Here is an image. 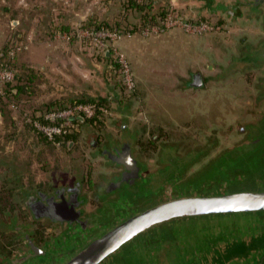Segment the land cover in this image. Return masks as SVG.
<instances>
[{
  "label": "rangeland",
  "instance_id": "obj_1",
  "mask_svg": "<svg viewBox=\"0 0 264 264\" xmlns=\"http://www.w3.org/2000/svg\"><path fill=\"white\" fill-rule=\"evenodd\" d=\"M18 1L0 0V53L20 46L14 56L8 52V58L14 60L16 71L21 75L29 74V68L35 79L30 93L19 95L15 101L0 98V196L6 206V211L0 213V264L18 258L29 249L27 240L15 228H10L11 224L33 231L41 243L64 234L49 220L33 218L25 206L29 195L53 193L57 188L82 181V192L91 201L88 209H84L85 214L90 213V218L98 222L110 211L105 201L97 209L100 203L96 204L99 199L94 192L108 172L104 164L106 158L101 157L100 149L106 138L121 135L118 126L123 116L120 112H130L125 123L137 138L135 152L152 171L158 164H167L164 157L159 160L162 146H173L169 153L174 157L190 159L183 175L177 179L182 182L165 185L169 187L155 198L150 191L151 196L145 198L147 206L138 213L179 196L264 190V147L227 173L218 163L226 152L248 140L249 126L264 118V99L261 98L264 65L228 69L233 61L248 52L249 47L264 41L263 17L260 11L254 13L247 4L252 0H184L186 2L180 5L177 0H171L186 20L205 21L217 29L202 34L184 31L180 35L184 42L181 45L170 43L167 50L165 45L162 48V42L145 44V51L159 55L156 61L140 63L135 52L121 48L119 43L127 36L123 34L114 45L131 67L136 81L134 91L125 88L120 70L114 76L111 65L118 58L113 46L108 50L111 43L102 50L87 40L67 41L51 34L47 41L51 45L36 44L33 30L24 32L20 28L19 21L23 22L25 17L18 10ZM29 18L33 15H27ZM129 20H133L132 16ZM57 21L58 18L52 22ZM162 53L165 54L161 57ZM106 54H112L111 60ZM195 73L203 76L200 87L192 85ZM3 82L0 80V90L7 88ZM195 83H198L197 77ZM89 98L106 100L103 107L107 112L95 109L94 115L83 123L78 122L70 134L51 140L32 124L37 117L66 107L75 100ZM27 123L48 140L26 127ZM92 141L102 143L101 148L97 149ZM194 151L201 153L194 156ZM137 210L131 206L111 220L110 216L103 217L104 222L110 221L98 233L90 232L77 238L63 262ZM198 221L185 220L157 229L128 244L104 264H181L187 260H183L181 245L189 244L188 239L196 238L199 232H214L215 235L218 230L222 231L219 233L227 232L224 227L205 228L208 223ZM229 230L236 229L232 226ZM156 251L160 257L159 254L150 255Z\"/></svg>",
  "mask_w": 264,
  "mask_h": 264
},
{
  "label": "water",
  "instance_id": "obj_2",
  "mask_svg": "<svg viewBox=\"0 0 264 264\" xmlns=\"http://www.w3.org/2000/svg\"><path fill=\"white\" fill-rule=\"evenodd\" d=\"M261 3L264 5V0H261ZM249 65H264V41L257 46L249 47L248 52L233 61L228 69L234 71ZM192 85L195 87L203 85L200 73L194 74ZM249 130L250 134L246 142L229 150L221 157L218 162L221 170H224L225 166H235L264 146V118L257 124L249 126ZM124 152L126 155L122 158L110 153V157L124 168L123 177L116 183L117 186L124 182L135 183L134 179L138 177L137 156L133 154L130 145ZM200 153L196 151L194 156ZM175 158L181 164L179 171L175 172L174 167L171 170L167 167L150 176L152 182L156 181L155 186H152L155 194L167 183L176 181L182 168L190 162L189 157ZM55 205L57 206L55 210L49 209L48 215L56 220H73L80 214V211L76 210V205L70 203L65 197H62L60 202L55 201ZM221 217H254L262 218V220L254 223L255 227L246 231L230 230L210 237L181 264H264V190L185 195L160 202L123 220L103 235L88 242L64 264H103L126 244L165 224ZM32 247L37 248L33 244ZM23 258L18 260L21 261Z\"/></svg>",
  "mask_w": 264,
  "mask_h": 264
},
{
  "label": "flooded vegetation",
  "instance_id": "obj_3",
  "mask_svg": "<svg viewBox=\"0 0 264 264\" xmlns=\"http://www.w3.org/2000/svg\"><path fill=\"white\" fill-rule=\"evenodd\" d=\"M247 3L252 8L254 13L260 11V16L261 18L263 17L264 21V7L261 3V0H252L248 1ZM261 85L263 89V94L261 98L264 99V79ZM127 118L128 117L124 115L123 119L121 120V123H119L118 127H120L121 129V135H119V137L113 138L109 136L108 138H106V143L103 145L102 148V143L92 141V144L97 149L101 148V157L106 158L104 164L106 165L105 167L108 169L107 174H104L102 176V183L97 187L96 191L94 192V196L98 197L99 199L96 204L100 203V205H97V209L99 210L105 201L107 203L106 208L109 207L110 211L104 213L99 218L98 222L90 218V213L88 215L85 214L84 209H88L87 205L91 204V201L90 198L84 197L85 195H83L84 193L82 192L81 188L82 181L77 182L73 185L62 186L60 188H57L53 193L40 192L33 195H29L25 206L26 209L32 213V215L34 216L33 218L36 221H40L43 219L49 220L55 225V228H60L58 230L63 231L64 234H60L58 238H55L52 241H48L45 239L44 242L41 243L37 239L36 234H33V231H26L23 226L17 225L14 227V225L11 224L9 227L15 228L16 231L27 240V245L29 249L18 258L14 260H8L6 264H64L67 262V260H69L70 257L64 262L63 259L68 255L70 251L73 250V247L71 249L69 248L72 244H76L77 238L85 236L87 233L89 234L90 232L92 234L98 233L99 231H101L100 229L102 226H105V224H107L112 218L117 217V215L121 211L127 210V208H130L131 206L138 208L137 212L135 213L137 214L139 209L144 206H147L145 205V198H149L151 196V194H149L150 191H152V196L155 198L156 196L162 195L163 190H166L169 187L163 186L162 191H159L157 192V194H155L152 186H155L156 181L152 182V180H150V176L154 174L155 171L160 172L162 170H165L167 167H170V170L174 167L175 172L176 170H180L181 164L174 156L170 155L169 153L173 151L171 149L173 148V146H162L159 160H161V157H164V161H166L167 164H158L157 168L154 171L148 168V165L145 164L138 156L139 158L137 157V159L139 164V170L137 172L138 177L134 179L135 183L128 184L127 182H124L121 185L117 186L116 183H118V181L123 177L122 175L124 168L122 169L118 161L110 157V153L112 155H118L120 158H122L123 155H126L124 152L126 150V147L130 145L133 150V154L137 156L135 152L137 138L133 136L134 132L131 131L129 124L125 123L127 121ZM184 168L185 166L182 168L180 175H183ZM234 168L233 166H225L224 170H227L228 172L233 170ZM113 177H116L117 180H112ZM179 182L182 181L180 180ZM179 182L176 179V184H178ZM168 184L169 183H167L166 185ZM107 187L109 189L105 191ZM181 188L184 189L183 187ZM191 188H194V186ZM62 197H65L70 203H74L76 205V210L80 211V214L73 220L60 221L48 215L50 213L49 209L50 211H53L57 207L55 205V201L60 202L62 200ZM133 215L134 214H132L131 216ZM106 216H110V220L104 222L103 217ZM240 219L241 218L237 219V222L232 221L231 223H229V225L227 226L228 228L225 231H228L230 226H234V228L236 229L232 230L233 232L241 230L246 231L247 229L254 228L255 226L253 224L262 220V218L254 217L243 218L241 220ZM237 223L241 224L236 226ZM219 231L221 230H218L217 232L219 233ZM205 234V238L215 235L214 232L212 233L213 235L211 233ZM198 239L193 244L189 242V244L181 245V254H184L182 255L183 260L188 258L194 252V250L201 244ZM202 239L203 238L199 240ZM32 244L37 248L34 249L32 247ZM21 257L24 258L19 261L18 259Z\"/></svg>",
  "mask_w": 264,
  "mask_h": 264
},
{
  "label": "crops",
  "instance_id": "obj_4",
  "mask_svg": "<svg viewBox=\"0 0 264 264\" xmlns=\"http://www.w3.org/2000/svg\"><path fill=\"white\" fill-rule=\"evenodd\" d=\"M124 1L125 0H29V1L28 0H19L18 1V3H19V9L18 10L20 12H22L24 14V17H25L23 22L19 21V24L20 25L22 24L20 26V28L23 29L24 32H26L28 29L33 30V32L36 36V38H35L36 44H40L42 46H49L51 44H50V42H47V41L51 37H49L48 35L52 34L51 35L52 37L60 38L59 33L61 32L60 29L62 27L67 26L69 28V27L79 26L81 23H84L85 21H87L91 17L96 19L97 21H108L111 23H113L116 20H119L123 25L127 24V23H132V24L139 23L140 22V18H139L140 16L137 13L135 14V13L131 12L130 15L128 16V18H126V19H124L123 16H121V12L123 11L122 5H123ZM158 1H159L160 5L168 3V4H170L171 7H173V8L175 7V9L179 8V7L174 6L173 5L174 3H172L171 0H158ZM184 2H186V1H184V0H177L176 1V3H178V5H180V3H184ZM7 11H9V10H7ZM56 13H57V17L53 18V16ZM31 14L33 15V18L32 19L29 18V20H28L27 15H29V17H30ZM47 16H50V18H47ZM131 16H132L133 20H129V18H131ZM57 18L59 21L52 22L54 19H57ZM55 30L59 31V32H56ZM50 31H52V32H50ZM53 32H55V35H53ZM183 32L184 31L182 29L175 28L172 30H161L159 33L150 34V35H154L152 37H144L145 35L142 33V31L138 30V31L133 32L131 34H127V36H125V38H123L120 41L119 45L121 48H125L124 50H126V52H130V53L135 52L136 57L139 58L137 61H140V63H143L146 61L152 62V61H156L160 57H159V55L156 56V53L152 54L151 51H145L144 50L145 44H148V43L153 44V43L162 42V48L165 45V50H167L166 46L169 45L170 43L174 44L175 42H178V45H181V42H184L183 40H181V37H180V35H182ZM22 35L24 37H26L25 33ZM20 37H21V34H20ZM118 41H116V42H118ZM164 54L165 53H162L161 57L164 56ZM140 58H141V60H140ZM175 58L173 60H175ZM138 65H134V67L136 69H139ZM195 74H197V73H195ZM136 76H137V74H136ZM183 85H185V83L182 81V86ZM126 109H127V107H126ZM120 113L122 114V116L126 115L127 117L130 114V112H125V113L120 112ZM84 121H82V123ZM122 169H123V167H122ZM83 195H85V194H83ZM84 197H87V196L85 195ZM239 218H253V217H221V218H214V219L213 218H199V219H193V221L194 220H199V221L205 220L204 222L208 223V224H206L207 227H205V228H213V227L217 226L219 228L224 227L227 229L228 228L227 226L229 225V223H231L233 220H237ZM220 219H225V221H220ZM181 222H183V221H181ZM219 222L221 223V225L218 224ZM179 223H180V221L175 222V223L165 224L163 226H168L171 224L174 225V224H179ZM163 226H161L160 228H162ZM160 228H157V229H160ZM157 229H154L152 231H155ZM201 229L202 228H200V230ZM152 231H150L149 234ZM146 235H147V233H146ZM205 236H206V234L199 232V235L196 238L188 239L187 242L190 241V243L193 244L197 241L198 238L199 239L203 238L202 240L198 239V241H200V243H201L198 246V247H200L204 241H207L210 237H212V236H209L208 238H205ZM142 237L143 236H140L139 238L135 239L134 241H132L128 244H131V243L141 239ZM128 244H126L125 246H127ZM124 247H122L121 250ZM121 250H119L115 254L119 253ZM140 253H143V251H141ZM154 254H159V253H158V251H156L154 253H150V255H152V257H154ZM138 256H140V255H138ZM160 256L161 255L159 254L158 257H160Z\"/></svg>",
  "mask_w": 264,
  "mask_h": 264
},
{
  "label": "built area",
  "instance_id": "obj_5",
  "mask_svg": "<svg viewBox=\"0 0 264 264\" xmlns=\"http://www.w3.org/2000/svg\"><path fill=\"white\" fill-rule=\"evenodd\" d=\"M175 28H180L190 34H202L207 30L217 29L215 25H211L205 21L193 22L186 20L178 10H171L163 20L161 27H147L142 30V33L144 35H150L159 33L161 30H171ZM59 36L67 41L75 39L87 40L92 45L102 50L107 49L106 46H108V42L111 43L108 50L111 49L112 46L114 47L112 50L116 54L118 62L122 65L123 81L126 89L129 91L135 90L136 81L131 67L126 60L125 55L120 53L114 45L115 42L122 37V34L106 29H86L79 25L69 32L59 33ZM20 49V46L14 47L9 53L11 56H14ZM15 74L16 73L10 69L0 68L1 81L14 80ZM95 109L107 112V109L104 108L103 105L76 103L64 108H57L54 111L45 114L44 120L35 119L32 124L49 139H57L58 136L70 134L71 130L76 128L78 122L81 123L86 118H91L95 113Z\"/></svg>",
  "mask_w": 264,
  "mask_h": 264
},
{
  "label": "trees",
  "instance_id": "obj_6",
  "mask_svg": "<svg viewBox=\"0 0 264 264\" xmlns=\"http://www.w3.org/2000/svg\"><path fill=\"white\" fill-rule=\"evenodd\" d=\"M122 6H123V11L121 12V16H123L124 19L128 18V16L132 12L135 14L136 13L139 14L140 22L136 23V24L127 23V24L123 25L119 20H116L113 23H111L108 21H97L96 19L91 17L87 21H85L84 23H81L80 27H83L86 29H106V30L118 32L122 35L123 34H131V33L136 32L138 30L142 31L143 29H145L147 27H152V26H160L161 27L163 20L166 18L168 13L171 10H177V9L171 7L170 4H168V3L160 5L158 0H125ZM71 30H72V28L71 27L68 28L67 26L62 27L60 29V31L62 33H66V32H69ZM8 52H9V50H7V52L3 51L4 54H2V52L0 53V68H6V69H10V70L14 71L16 73L14 80L17 81V84L13 83L14 80L4 81V82L2 81L7 86V88L0 90V98L1 99L3 97L4 98H11L13 101H15L14 98L17 99L19 97V95H21L23 93H30V90L32 89L33 81L35 79V74L29 68H28V71H30L29 74L23 73L21 75V73L16 71L14 60H11L10 58H8ZM105 56L107 59H110V60L112 58V54H106ZM111 67H112L114 76H116V74L120 73V71H121L120 76H122V78H123L122 65L118 62V60H114L112 62ZM24 71L26 72L27 70L24 69ZM23 78H24V80H23ZM123 87H124V85H123ZM133 93H135V92H133ZM76 103H92V104H97V105L102 106V105H106L107 101L106 100L99 101V100L89 98V99H86L84 101L75 100L72 103H70V105H73ZM70 105H68V106H70ZM62 108H64V107H62ZM35 119L44 120V116L42 115V116L37 117ZM25 126L28 127L29 129L35 130V128L31 124H28ZM35 131H37V130H35ZM38 133H40V132H38ZM40 134L42 135V133H40ZM42 136L44 138H46L44 135H42ZM263 147L264 146H262L261 148H263ZM235 166H233V167H235ZM229 167H232V166H229ZM224 172L226 173L227 170H224ZM5 211H6V206L4 205V198L0 196V213L5 212ZM163 227H166V226H163ZM152 232H154V231H152ZM147 234H149V232ZM145 235L146 234H144L142 236H145ZM110 258H112V257H110Z\"/></svg>",
  "mask_w": 264,
  "mask_h": 264
}]
</instances>
